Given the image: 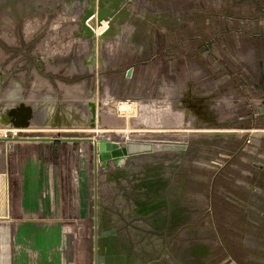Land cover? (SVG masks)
Wrapping results in <instances>:
<instances>
[{"label":"crops","instance_id":"0c3cea01","mask_svg":"<svg viewBox=\"0 0 264 264\" xmlns=\"http://www.w3.org/2000/svg\"><path fill=\"white\" fill-rule=\"evenodd\" d=\"M66 1L69 7L77 3L74 0ZM169 2L165 0L166 4ZM239 4V14L235 16L230 5H221L219 0H191L190 12L185 9L184 0H176L175 16L161 13L153 17L157 21H167L165 25L159 23L164 26L163 32L175 36L174 47H181L182 59L185 56L186 59L191 58L189 47L193 48V53H202L208 59L202 62L207 67V90L197 91L191 85L189 95L188 90L175 88L178 104L173 114L164 107L159 114H155L156 119L173 125L186 121L191 127L195 122V126L212 131L208 132V137L199 136L197 143H191L192 167L188 170L185 167L181 171L168 168V164L183 162L185 152H165L157 153L158 158L149 157L150 164L162 162L165 165L154 171L142 173L128 169L123 175L109 176L118 172L111 167L101 173L98 202L104 222L115 229L114 238L125 246H130L128 242L131 236L142 237L150 261L148 264H180L179 256L171 249L178 245L174 240L178 234L175 228L183 223L184 218L191 226L187 232L194 242L198 264H203L205 258L216 251L225 257L220 261L225 264L227 256L224 250L229 246L228 240L248 249L245 253L248 264L264 262L255 260L252 253L264 247V231L261 228L263 207L259 205L261 201L256 203L262 165L256 163V159H248L249 154L264 155V152H260V137L253 135L264 132V0H239ZM168 22L176 23L175 31H168ZM116 42L123 46L120 37ZM230 52L244 59L239 63L241 71L236 87H233L240 98L239 104L231 101L229 104L228 115L236 114L237 117L232 121L227 120L225 108L221 120L215 104L217 91L219 94L222 91L218 90L216 76L221 73L228 75L224 55H230ZM179 81L189 87L188 76L181 77ZM239 108L242 111H238ZM244 111L245 117L237 115ZM52 113H49L48 121L44 124L45 129L55 128ZM217 131L229 135H213ZM19 133L53 135L39 131ZM5 135L0 138V168L4 170L0 176L14 171L12 176L16 180L9 194L10 201L11 194L14 196L13 219L0 222V264H92L93 251H89L87 246L90 224L93 241V171L90 183L86 173L83 176L80 174L82 177L77 188L64 179L67 170L54 167L57 147L70 150L71 145L77 143L10 142L12 132L7 131ZM205 140L208 145L221 141L225 146V151L218 153L223 158V163L218 167L216 163L215 167L209 166V162L217 157L213 149L200 152ZM62 153L64 158V150ZM13 159L16 163L14 170L11 167ZM261 160L264 161V157ZM147 174L157 175L160 186L157 185L159 197H150L153 204H147L145 208L157 201L161 202L162 207L141 218L136 213L138 208L131 204L132 199L140 202L141 198L131 196L134 191L130 184H138ZM57 176L63 179L57 180ZM2 186L4 180L0 178V188ZM187 232H182L178 238L183 239ZM117 252L128 258V254L123 255V249Z\"/></svg>","mask_w":264,"mask_h":264},{"label":"rangeland","instance_id":"374dc122","mask_svg":"<svg viewBox=\"0 0 264 264\" xmlns=\"http://www.w3.org/2000/svg\"><path fill=\"white\" fill-rule=\"evenodd\" d=\"M168 1L171 2L166 4L165 0H132L129 9L132 22L141 25V15L168 13L175 16L176 0ZM219 2L221 5H230L233 15L239 14V0H219ZM73 5L69 7L66 0H0V71L3 75L9 76L7 85L0 94V105L15 106L24 99L25 104L36 109L37 120L42 123L35 130H14L0 126L1 139L6 136L7 131H11L14 138L47 135L19 133L39 131L51 132L53 137L92 136L97 140L109 138L120 143L121 146L126 140H147L151 141L148 142L151 144L157 143L156 149L159 151L165 147L176 151L184 147H192L191 143H197L199 136L205 138L209 136L208 132L212 130L202 126L197 127L195 122L194 127L186 121L183 124L173 125L158 120L155 116L164 107L173 114L178 104L175 88L186 91L193 85L198 89L197 91L207 90V67L202 62H207L208 59L204 54L193 53V48L189 47L191 58L186 59L185 56L182 59L181 47H174L175 36L163 32L164 26L159 22L149 20L144 23L145 28L142 32L136 33L132 41L130 37L132 24H126L123 27V34L120 35L123 46L116 42L119 40L118 36H112L101 42L94 63L89 54L91 42L75 36L79 32L77 20L81 4ZM184 5L190 12L191 0H184ZM88 24L96 36L106 29L105 22L97 27L94 19H91ZM176 28V23L173 22L168 31H175ZM127 30L130 32L128 33ZM226 54L224 56L228 65L224 67H227L228 75L221 73L216 76L218 90L222 91L221 94L217 91L215 104L216 109L220 111L221 120L225 108L227 120L232 121L237 117L236 114L228 115L229 104L230 101L239 104L240 98L233 87H236L240 75L239 63L244 59L241 60L234 52L230 55ZM197 66L199 69L196 68ZM128 70H131L130 76H127ZM48 76L53 79L46 80ZM186 76L189 77V87L179 81L181 77L186 78ZM76 78L83 79L73 81ZM63 81L67 84H62L65 83ZM188 91L190 95L191 90ZM231 92L233 94L229 95ZM94 97L96 126L90 128L86 126V122L90 118V102L92 98L95 99ZM52 104L55 106H53L54 112ZM239 110L242 111L240 108ZM51 111L55 123L61 126L45 129L44 124L47 123ZM237 115L245 117L246 112H238ZM146 116L147 118L144 119L143 117ZM200 117L202 118L203 114ZM50 121H52L51 117ZM253 135L260 137V152H264V132H255ZM76 143L71 145L73 147L70 150L57 147L54 167L57 170H67L68 174L64 179L70 186L78 188L79 180L85 173L89 183L91 182L93 145ZM209 148L217 154L216 160L209 162V166L215 167L216 163L218 167L223 163V158H220L218 153L225 151L223 150L225 146L221 141H213L208 145L205 140L200 146V152H207ZM63 150L64 158H62ZM12 154L14 155V152ZM263 157V154L260 157L259 154L248 155V159H256L254 161L261 165L264 163L261 160ZM15 164L13 159L11 161L13 170L16 168ZM2 171L4 170L0 168V172ZM12 174H15L14 171ZM12 174L0 176L4 180V187L0 188V222L13 219L14 196L11 194V202L9 194L16 178ZM56 179L63 178L57 176ZM89 233L91 234L87 248L92 251V224L89 226ZM218 257L221 261L225 259L221 255Z\"/></svg>","mask_w":264,"mask_h":264},{"label":"water","instance_id":"95a60500","mask_svg":"<svg viewBox=\"0 0 264 264\" xmlns=\"http://www.w3.org/2000/svg\"><path fill=\"white\" fill-rule=\"evenodd\" d=\"M80 6V15L77 20L79 32L75 35L76 38L84 39L91 42V59L95 63L97 50L101 47V42L106 41L112 36L121 34V27L131 14L130 6L132 0H81L78 1ZM94 19L95 26L100 27L102 22L106 23V30L96 36L93 29L89 26V21ZM131 75V70L127 71V76ZM1 84V81H0ZM199 103V102H198ZM99 115L101 112L99 105ZM198 112H196L197 114ZM38 113L32 106L20 102L16 106L3 108L0 111V125L10 127L12 129L27 130L36 127L42 123L37 122ZM96 109L95 104H91L90 118L86 122V126L93 128L96 126ZM55 123V122H54ZM66 125V124H65ZM61 126L55 123V128ZM213 135L223 136L229 135L223 131L213 132ZM10 141H30V142H83L91 143L93 148V263L92 264H114V260H119V264H130L123 261V258H118L116 254L110 251L111 242L116 236L115 229L109 226L103 220L102 212L98 202V187L101 179V173L109 170L111 167L116 169L117 174H109V176L123 175L129 165L134 166V160L141 157L158 158L157 153L176 152L171 149L157 150L156 144L148 142H132L127 141L121 144L115 141H110L109 138H100L96 146V142L92 136L84 138L76 137H52V136H24L11 137ZM171 150V151H170ZM99 162V174L96 172L95 159ZM118 160L122 162L118 163ZM154 171L155 167L150 168ZM149 172V171H146ZM105 179L107 176H103ZM160 186L159 179L155 174L144 175L138 184L134 185V190L140 193L141 201L134 202V206L138 208L136 212L141 218L147 214L153 213L162 207L160 201L155 202L149 208H145L150 202L149 196L157 195ZM152 196V197H153Z\"/></svg>","mask_w":264,"mask_h":264},{"label":"flooded vegetation","instance_id":"af4514ba","mask_svg":"<svg viewBox=\"0 0 264 264\" xmlns=\"http://www.w3.org/2000/svg\"><path fill=\"white\" fill-rule=\"evenodd\" d=\"M74 1L79 3L78 1H81V0H74ZM157 15H162V14L161 13H157V14H150V15H146V16L141 15L140 16L141 25H136V24H134L132 22V20H131L132 16L130 14V16L128 18V21L125 22L123 24V26L121 27V34L120 35L123 34V27L126 24H130L131 23L133 29H132V34H131L130 37H131V41H132L134 39L135 34L136 33H141L142 30L145 28L144 27V23L145 22H148L149 20L150 21L153 20V22L157 21V20L153 19V17L157 16ZM157 22H160V23H162L164 25L167 24L166 20H164L162 22L161 21H157ZM168 24H169L168 26H172L173 22H168ZM127 32L129 33L130 30H127ZM120 35H116V36L120 37ZM100 64H102V63L100 62ZM38 71L41 72V70H38ZM52 79L53 78L51 76H48L46 80H52ZM79 79H83V78H76L73 81H77ZM8 80H9V76L3 75L1 73V71H0V81H1L0 94L3 91V89L5 88V86L7 85ZM63 82H65V83H62V84H64V85L67 84L66 81H63ZM95 82L96 83L98 82V76L96 77ZM74 84H78V83H74ZM72 85H73V83H72ZM18 104H16V105H18ZM53 106H54V104H52V107ZM7 107H11V106L3 107V106L0 105V111H2L3 108H7ZM49 107H51V106H49ZM54 107L52 109L53 112L55 110ZM132 142H134V141H132ZM189 149H190L189 147H187V148L184 147V149H178L176 151V152H179V153L185 152L184 153L185 155L183 157L184 159L181 157L183 159V162L181 160V161L177 162V164L176 163L168 164V168H170L171 171L172 170L181 171V169L183 167H185V170H188V169H190L192 167L191 155H190ZM165 156H166V154H165ZM166 158H167V156H166ZM166 158L164 160H166ZM148 159H150L148 156L141 157L140 159H136V160H134L135 165L134 166L129 165L126 170L132 169V170H137V171L143 173V172L152 170V169H150L152 167H155V170H156V169H159V168H163L165 166L162 162H159L157 164H150L149 163L150 161H148ZM260 171H261V174H260V176L258 178L260 186H259V189H258V193L259 194L256 196V203L259 204L260 201L262 202V204H259V205H262L261 206V207H263V209H262L263 212L262 213H264V163L261 166V170ZM130 187H131V190L134 191V192H131V196L132 197L134 196L136 199H140L141 195H140V193H138L137 191L134 190L133 184L132 185L130 184ZM152 196L150 195L149 198L152 197ZM156 197H159V196H156ZM134 202H139V201L135 200V199H132L131 200V204H133ZM186 220H187V218L186 219L184 218V220H182L183 223L182 224H178L177 227L175 228L176 232L178 234H177V236H175L174 240H177L176 242L178 243V245H175V247L172 248L171 251H173V252L176 251V255L179 256V263L180 264H198L196 254H194L195 253V249H196L194 244H193L194 242H192L191 237H190V235L187 232V231L191 230V226H190V224H187ZM261 224H262L261 228L264 231V216L261 218ZM171 227L169 228V230L172 229ZM182 232H187V233L185 234V237L183 239H180V238H178V236ZM168 235H170V234H168ZM168 235H166V236H168ZM171 237H169V238H171ZM128 244H130L129 247L125 246L124 244H121L120 240H117L116 238H114V240L111 242L112 246L110 248V251L112 253L116 254V256L118 258H123V261L129 262L130 264H148L150 262L149 261V257L147 256V253L145 251V242H144L142 237L137 238L136 236H131V239L129 240ZM227 245H229V246L226 247L225 250H224L225 253H226V256H227L226 262H228L229 264H248L247 263V257L245 255V253H246V251H248V249L243 247L241 244L240 245L237 244L236 241H234L233 243H232V241L229 242V243L227 242ZM119 249H123V251L125 252V253H123V255L128 254V258H126L127 260L125 259V257H123L122 255L118 254L117 250H119ZM252 253L255 254V257H254L255 260H257V261L264 260V247H262L261 249H257L255 251H253ZM220 261L221 260L218 257V251H216V252H213V254H211L210 256H207V258H205V261H204L203 264H221ZM119 262H120L119 260H114V264H119ZM262 264H264V262Z\"/></svg>","mask_w":264,"mask_h":264},{"label":"bare ground","instance_id":"6f19581e","mask_svg":"<svg viewBox=\"0 0 264 264\" xmlns=\"http://www.w3.org/2000/svg\"><path fill=\"white\" fill-rule=\"evenodd\" d=\"M95 98V97H94ZM95 100H96V98L95 99H93L92 98V100H91V102H90V106H91V104H95ZM21 102H23V103H25L24 102V99H21ZM20 103V102H19ZM28 105V104H27ZM36 120H37V118H36ZM37 122H39L38 120H37ZM40 123V122H39ZM40 125H37L36 127H34L35 129L37 128V127H39ZM3 128H6V127H3ZM34 128H31V129H34ZM10 129H12V128H10ZM15 130V129H14ZM18 130H21V129H18ZM14 139H16V138H14ZM94 140H95V142H96V146H97V144H98V140L97 139H95L94 138ZM110 140V139H109ZM16 141V140H15ZM111 141V140H110ZM11 142V141H10ZM120 162H122L121 160H118V163H120ZM95 163H96V172H97V175L99 174V162H98V159H97V157H96V159H95Z\"/></svg>","mask_w":264,"mask_h":264}]
</instances>
